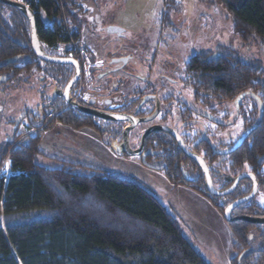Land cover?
Instances as JSON below:
<instances>
[{
    "label": "trees",
    "instance_id": "1",
    "mask_svg": "<svg viewBox=\"0 0 264 264\" xmlns=\"http://www.w3.org/2000/svg\"><path fill=\"white\" fill-rule=\"evenodd\" d=\"M217 1L232 21L234 36L242 43L252 41L264 48V0ZM79 4L75 0L27 1L42 48L44 44L77 43L87 52L80 46V15L85 10ZM180 7L177 0H163L159 25L172 28V15ZM217 52L220 56L214 60L206 53L190 57L182 71L183 84L190 87L194 102H200L204 109L233 103L243 93L252 95L242 100L243 104L250 101L249 108L236 111L243 129L252 131L230 155L214 154L208 140L194 144L191 150L207 162L219 189L227 188L245 171L254 176L259 189H264V70L239 61L230 49L217 48ZM12 59L16 60L10 62ZM22 74L37 75L44 82L50 79L58 88L68 72L64 66L43 63L34 56L27 19L0 3V87ZM63 108L62 104L52 106L29 121L45 123L50 113L56 114L48 120L50 126L57 122L75 130L90 128L102 140L110 133L102 122ZM154 136L146 146L157 156H146L142 164L160 171L172 185H183L202 195L220 214L250 193L248 180L221 198L207 195L201 173L194 183L185 182L181 166L191 164L195 169V164L174 143L161 145ZM9 141L0 147V162L7 155L10 159L9 176L0 178V264H208L182 233L176 218L143 185L122 179L113 171L80 164L66 163L57 169L38 165L35 159L43 155L38 135ZM119 155L124 156L122 152ZM232 216L264 218V207L250 200L236 207ZM226 225L234 253L231 264H264V225L243 221Z\"/></svg>",
    "mask_w": 264,
    "mask_h": 264
},
{
    "label": "rangeland",
    "instance_id": "2",
    "mask_svg": "<svg viewBox=\"0 0 264 264\" xmlns=\"http://www.w3.org/2000/svg\"><path fill=\"white\" fill-rule=\"evenodd\" d=\"M75 1L81 3L79 5L85 10L80 15L83 24L80 46H84L87 52L77 43L53 47L59 53L66 46L78 52L80 65L84 73H87L73 93L79 95L81 101L87 102L89 98L98 95L96 93H100L96 85L100 84V88L104 89L110 83L120 90L148 85L160 91L163 86L166 91L174 94L173 101L189 103L193 101V93L181 83L184 66L196 54H217V48L230 49L239 61L255 64L264 70V48L252 41L242 43L234 36L232 21L217 0H177L181 7L178 13L172 15L173 27L169 29L160 26L158 22L163 0ZM110 28L119 29L120 32L110 33ZM112 68H116L117 73L107 74L104 78L101 76L102 80L97 78L103 71ZM96 69L98 71H94ZM89 71L93 73L88 74ZM161 76L173 81V84L169 86L167 81H159ZM49 80L44 82L37 75L28 77L22 74L11 84L0 87V147L11 142L10 139L16 143L38 135L43 148V155L35 159L38 165L57 169L66 163L80 164L92 169L110 170L122 179L143 185L176 218L182 233L208 264H231L234 253L230 231L222 217L223 212L220 214L202 195L197 194V197L186 186L172 185L161 173L143 165L138 157L119 155V142L109 139L107 135H103L102 140L90 128L75 130L57 122L50 126L48 120L53 117L50 113L45 123H38L40 119L34 121L35 124L29 121L38 119L37 109L44 102V97L50 95ZM138 81L145 82V85L138 84ZM166 91L161 95L167 96ZM107 92L110 94V91ZM242 104L237 105V111L241 108L246 111L250 101ZM212 108L214 112L208 113L224 130L219 132L212 122L213 118L203 123L196 121L195 117L190 122L191 135L204 136L207 132L213 144L232 143V135L239 134L242 127L235 106L225 103L221 107ZM19 118L13 135L14 123ZM37 123L41 125L37 127ZM139 133L138 128L129 132L131 149L138 146ZM98 143L107 150L97 147ZM9 168L10 159L7 155L0 162V178L6 179L9 176ZM220 190L217 188L216 191ZM257 193L251 200H254L255 205L264 207V189H258Z\"/></svg>",
    "mask_w": 264,
    "mask_h": 264
},
{
    "label": "flooded vegetation",
    "instance_id": "3",
    "mask_svg": "<svg viewBox=\"0 0 264 264\" xmlns=\"http://www.w3.org/2000/svg\"><path fill=\"white\" fill-rule=\"evenodd\" d=\"M43 50L48 56L56 57V58L71 59L78 65V67H79L78 78H77V81L71 87V89L68 93V98L71 99V102L81 106L82 108H85L86 110L104 111V112H109L112 114L131 116V117L136 118V119L149 118L158 109L155 117L151 121H149L147 123H139L135 127H133L132 129L127 131L126 137H127V144L129 146V142H128L129 132L136 129V128H138L140 130L139 138H138V146L134 149H131L130 147L129 148L131 150H137V149L141 148L142 136L146 132V130H148L151 127L161 126V127L167 128L169 130H173V132L176 133L177 136L180 138V140L183 143V147L187 151H189L192 154H196L202 158V160L204 161V163L208 169L213 188L215 190H217V188L219 189V187L216 186V184H214V182H213L212 173L209 170V166H208L207 162L204 160V158L201 155H199V154H197L191 150L194 144L195 145L199 144L202 141L208 140L211 143V141L209 140L207 132L205 133L204 136H198L197 134L191 135L192 127H191L190 122H191V119L195 118V117H196V121H198V122L200 121V122L204 123V120H206L208 122L209 121L208 118H213L212 115H210V113H208L209 111L211 112V114H212V112H214V109L212 108L213 106L212 107L207 106L204 109L201 107L200 102L196 103V102H194V99H193V101H191L189 103H186L183 101H180V102L173 101L174 94L171 93L170 91H166L165 87L161 86L160 91H159V90H157L158 88H156L154 86H151L149 88L148 85H145V82L141 83L140 81H138V84L145 85V87L142 86L143 88H141L140 85H138L137 87H134V88L132 87L131 89L129 88L127 90H120L119 88L117 89L115 85L113 87L112 84L109 83V86L106 85V88H104L105 91H103L104 89L102 87L100 88V84L96 85L97 88H99V90H101L100 93H96L98 95L89 98V100L87 102L81 101L80 97L78 98L79 95L76 96L73 93L76 89V86L79 84V82L82 81V79L87 76V73L86 74L84 73V70L82 69L83 67H81V65H80L81 62L79 61L78 52L74 53L73 50H71L69 47L66 46V47L62 48V53H59L56 49H54V47H49L48 45H45V44L43 45ZM77 51H79V50H77ZM216 53H217V56L213 59H210V57L212 55L210 56L207 53L206 54L208 55L209 60H214L220 56V54L218 52H216ZM60 66H64V71L68 72V75H67V77H65L63 79V82H62L63 84L60 85L58 88L54 85L53 82L48 84V87L50 88V95H48L47 97H44V102H42L41 106H39V108L37 109L38 113L41 114L42 112H47L48 110H52V106L62 104V105H64L63 110L73 109L77 114H80L81 116L96 120V121H94L96 123L101 121L104 124V127H109L110 133L106 134L108 136V138L112 139V140H117L120 144L119 147H121V145L123 144V131L125 129H129L131 127V124H129L127 122H109V121L100 120V119H97L95 117H92L91 115H87L86 113L80 112V111L72 108L71 106H69L65 102V99L63 98V96H61V95H62L67 83L75 75V67L73 65H60ZM100 69H103V68H100ZM94 71H98V69H96ZM116 71H117L116 68L106 69L105 71H103V73L100 76H97V78L99 77L98 79L102 80V79H100L101 76L104 78V76L107 74L117 73ZM92 73L93 72H90V71L88 72V74H92ZM159 81H161V82L167 81V83H169V86L173 82V81L171 82L170 80L166 79V77H164V76H161ZM181 83L183 84V78L181 79ZM166 85L167 84H165V86ZM136 88H140L141 90L145 89V91H139ZM131 90H134V91L131 93ZM107 91H110V94H107L108 93ZM119 91H121V92H119ZM164 91H166L167 96L161 95V93ZM53 93L55 94L54 100L52 101V103L49 106H46V104H49L51 102V97H52ZM101 93H103V95H101ZM236 98H235V100H236ZM235 100L231 104L233 106H235V109H236ZM242 100L239 103H242ZM42 106H44V107L42 108ZM175 109H176V111H175ZM237 110L238 109H236L235 111H237ZM55 115H53V117ZM23 118H26V116L24 115ZM237 118H239V117H237ZM212 122L214 123L216 128L218 130H220L219 132H222L224 130V128H221L216 123L214 118H213ZM239 130H240L239 134L232 135L233 139H234V141L232 143H230V142L228 144H223V143H218V144L214 143L213 144V143H211L213 146L212 150H213L214 154L220 155V156H226V155L232 154L234 151L229 153V154H226V155H221L222 152L230 149L237 142V140L241 137L242 133H244L245 131H247L249 129L244 130L243 125H242V127ZM152 134H155V136L153 138L156 139L158 141V143L161 145L169 146V144L172 145L174 143V145L179 148L182 155L195 164V169L191 164H187L186 167H183V165L181 166L180 170H181L182 178L185 182L194 183L196 181V177L199 175V173H201L203 176V180H204L205 191H206L207 195L211 196L207 191L206 184H205V177H204L202 170L199 168V166L196 164V162L193 159L189 158L188 156H186L182 152V150L178 144L177 139H175L171 134L163 132V131H154V132L150 133L149 135H147L144 138L142 153L140 154V156H138V158H140V160L142 161L146 156H151V155L157 156L156 152L147 151L146 143H147V140L149 138H151L150 136ZM119 147H117V148H119ZM124 157H126L125 154H124ZM127 157H129V156H127ZM157 172L161 173L160 171H157ZM245 172L249 173L248 171H245ZM241 173H244V172H241ZM240 174H238V175H240ZM234 179H233V181H234ZM245 180H248L251 183V190H252V181L249 179H245ZM233 181H231V183L227 186V188H229L232 185ZM242 181H244V180H242ZM227 188L221 189V190L219 189V190L224 191ZM236 188L234 189V191L236 190ZM258 189H259V186H258ZM232 193H230L229 195H231ZM241 198H243V197H241Z\"/></svg>",
    "mask_w": 264,
    "mask_h": 264
},
{
    "label": "water",
    "instance_id": "4",
    "mask_svg": "<svg viewBox=\"0 0 264 264\" xmlns=\"http://www.w3.org/2000/svg\"><path fill=\"white\" fill-rule=\"evenodd\" d=\"M0 3L1 4H4V5H7L9 7H12V8H15L16 10L20 11L24 16L25 18L27 19L28 23H29V27H30V46H31V50L34 54V56L44 62V63H49V64H56V65H73L75 67V75L71 78V80L67 83L63 93L61 96H63V98L65 99V102L71 106L72 108L80 111V112H83V113H86L87 115H91L92 117H95L97 119H100V120H104V121H109V122H127L129 124H131V127L129 129H125L123 131V144L121 145V147L117 148V152L120 153V152H123L126 156H129V157H138L140 156V154L142 153V150H143V144H144V138L149 135L150 133L154 132V131H163V132H166V133H169L171 134L175 139H177L178 141V144L182 150V152L188 156L189 158L193 159L196 164L199 166V168L202 170L203 174H204V177H205V184H206V188H207V191L208 193L211 195V196H228L230 193H232L234 191V189L238 186V184L242 181V180H245V179H249L252 181V190L250 192L249 195L243 197V198H240L238 200H235L234 202H232L230 205H228L227 207L224 208L223 210V219L225 220V222L227 223H234V222H237V221H243V222H247V223H250V224H259V225H264V218H261V217H250V216H232V212L233 210L246 203L247 201L251 200L257 193L258 191V185L256 183V180L255 178L250 174V173H247V172H244V173H241L240 175H238L232 185L227 188L226 190L224 191H216L213 186H212V182H211V178L209 176V172H208V169L204 163V161L202 160L201 157H199L198 155L196 154H192L190 153L189 151H187L184 147H183V143L182 141L180 140V138L177 136L176 133L173 132V130H169L165 127H161V126H154V127H151L149 128L148 130H146V132L143 134L142 136V146L141 148L137 149V150H131L127 144V137H126V134H127V131L132 129L133 127H135L137 124L139 123H147L149 121H151L158 109L156 110V112L149 118H145V119H136V118H133L131 116H125V115H118V114H112V113H109V112H104V111H93V110H86L85 108H82L81 106L71 102V99L68 98V93L71 89V87L73 86V84L77 81V78H78V74H79V67L78 65L71 59H64V58H56V57H51V56H48L43 48H42V45L37 37V34H36V21H35V17H34V14L33 12L28 8V6H26L25 4H22V3H18V2H15V1H12V0H0ZM108 32L110 33H113V32H120L119 29H116V28H110L108 30ZM217 56V54L215 55H212L210 57V59H213ZM16 59H12L10 60L11 61H15ZM55 94L53 93L52 97H51V102L49 104H46V106H49L52 101L54 100V96ZM252 96L248 93H243V94H240L236 100H235V104H236V109L237 108V105L238 103L246 96ZM254 99L259 102L258 98L253 96ZM45 106V107H46ZM44 106H42L43 108ZM21 117H24V115H22ZM21 118H19L17 120V122H15L14 124V129H13V132L17 129V126H18V123L20 121ZM252 131V128L245 131L244 133H242L241 137L237 140V142L228 150L224 151L221 153V155H225V154H229L233 151H235L245 140V138L251 133Z\"/></svg>",
    "mask_w": 264,
    "mask_h": 264
},
{
    "label": "built area",
    "instance_id": "5",
    "mask_svg": "<svg viewBox=\"0 0 264 264\" xmlns=\"http://www.w3.org/2000/svg\"><path fill=\"white\" fill-rule=\"evenodd\" d=\"M12 1H15V2L22 3V4L26 5L28 0H12Z\"/></svg>",
    "mask_w": 264,
    "mask_h": 264
},
{
    "label": "crops",
    "instance_id": "6",
    "mask_svg": "<svg viewBox=\"0 0 264 264\" xmlns=\"http://www.w3.org/2000/svg\"><path fill=\"white\" fill-rule=\"evenodd\" d=\"M97 147L102 148L103 150H107L103 145H101L99 143L97 144ZM194 194L197 195V193H195V192H194ZM197 197H199V195H197Z\"/></svg>",
    "mask_w": 264,
    "mask_h": 264
},
{
    "label": "clouds",
    "instance_id": "7",
    "mask_svg": "<svg viewBox=\"0 0 264 264\" xmlns=\"http://www.w3.org/2000/svg\"><path fill=\"white\" fill-rule=\"evenodd\" d=\"M27 6V5H26ZM15 124V123H14ZM225 221V220H224ZM225 223H227V222H225Z\"/></svg>",
    "mask_w": 264,
    "mask_h": 264
},
{
    "label": "snow or ice",
    "instance_id": "8",
    "mask_svg": "<svg viewBox=\"0 0 264 264\" xmlns=\"http://www.w3.org/2000/svg\"><path fill=\"white\" fill-rule=\"evenodd\" d=\"M262 202H264V201H262Z\"/></svg>",
    "mask_w": 264,
    "mask_h": 264
}]
</instances>
